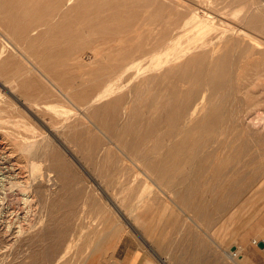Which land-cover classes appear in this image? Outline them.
Returning a JSON list of instances; mask_svg holds the SVG:
<instances>
[{"label": "bare ground", "instance_id": "bare-ground-1", "mask_svg": "<svg viewBox=\"0 0 264 264\" xmlns=\"http://www.w3.org/2000/svg\"><path fill=\"white\" fill-rule=\"evenodd\" d=\"M222 1L224 0H0V75L6 77V82H0L46 127L45 131H34V136H37L34 141L38 144H32L33 149L38 148L35 150L42 151V155L51 160L56 170L54 177L48 176L49 186L54 185L52 188L55 189L46 205L56 206L60 201L69 202L73 197L67 193L70 190L69 180L65 177V162L51 151H44L49 148L50 143L58 140L55 128L69 142L101 143L104 140L103 143L115 145L116 150L122 154H116L112 145L99 149L96 165L101 176L111 173L110 165L114 157L120 161L123 154L131 157L136 166L143 170L145 176L140 184L123 186L120 190L122 194L116 196L118 198L115 201L112 200L113 204H118L123 210L124 205H128V210L134 209L135 204L144 208L136 214L131 212L133 219L127 221L133 226L141 224L146 228V211L151 203V194H147V191L167 192L175 204L189 209L191 199L185 201L189 197L184 195L185 189L216 194L223 187L229 186L226 183L218 188L208 182L196 184V181L201 176L200 173L205 171L203 160L215 159L234 143H242L245 137L256 145L264 143V114L250 113L251 108H264V81L254 79L264 74V67L248 62L234 64L232 53L239 46L244 50L262 48L263 41L248 29L264 32V15L258 1L249 3L247 0H229L226 4ZM44 3L46 7H43ZM229 4L231 7H227ZM44 12L53 14L44 18ZM80 19H85V25L79 26ZM100 33L108 36L102 42L118 37L120 46L113 50L114 47L111 48L109 44L99 45L101 41L94 43L96 38H92L93 35ZM127 33L128 39L125 37ZM28 41L31 42L30 45ZM45 41H51L53 47H49V44L45 46ZM91 46L93 53L85 60L83 50ZM67 59L82 61L89 68L87 71L93 74L92 80L99 84L102 82V87L91 93L94 89L82 91L74 86L75 82L74 85L69 83L64 70L58 69L66 64ZM17 64H24V69H18ZM249 76L253 78H245ZM36 77L40 82L45 80L42 83L48 88L52 85L51 88L59 95V99H64L67 103L78 102L76 104L79 110L73 114L65 108L67 104H62L64 102L45 100V104L37 106L63 113V118L58 121L59 125H55L56 122L53 121L55 128L46 125L45 116L40 118L39 111L31 110L22 99H31L28 88L33 84L29 82H32V78L36 80ZM89 78L90 76L88 80ZM37 85L39 87L40 84ZM15 92L22 93L23 97L21 94L15 95ZM49 94L54 93L49 91ZM36 96L40 98V95ZM241 97L244 101L237 102ZM36 98L32 99L40 104ZM230 123L232 127L229 128ZM84 130L87 132L84 133ZM32 146L28 147L30 151ZM213 166L212 164L211 167ZM214 168L217 171L220 166ZM40 170L37 165L35 174L39 176ZM207 170L210 171V168ZM243 183L237 179L230 181V185H235L238 189H242ZM229 200L228 197L215 198L212 205L222 207ZM199 206L201 207L200 203ZM198 216H188V220L201 225L204 220ZM105 217L108 223L119 224L110 229L109 235L115 238L126 230L124 222L115 217L111 210L106 209ZM5 226L0 225V244L5 241L2 237L4 230L8 229H3ZM10 228L11 226L9 231ZM31 229L32 227L20 232L18 228L15 239H28L32 249L22 257L15 255L10 258L0 248V264H38L40 255L35 247L37 238L29 236ZM96 235L101 239L100 231ZM221 238L214 239L216 247L233 264H241L243 258L239 253L240 248H226L225 238ZM98 249H95L96 256L99 255ZM44 254L46 257L47 254Z\"/></svg>", "mask_w": 264, "mask_h": 264}, {"label": "rangeland", "instance_id": "rangeland-1", "mask_svg": "<svg viewBox=\"0 0 264 264\" xmlns=\"http://www.w3.org/2000/svg\"><path fill=\"white\" fill-rule=\"evenodd\" d=\"M228 1L229 0H224L222 3L226 4ZM247 1L249 3L258 1L261 10H263L262 15H264V0ZM45 5L44 3L43 7L47 6ZM227 7H231V5L229 4ZM44 13V18H46V15L49 17L53 14ZM78 24L79 26L85 25V19L78 20ZM248 30L254 34L256 33L263 41L261 45L262 48L252 47V49L244 50L239 46L233 49V63L247 64L248 62V64H260L262 65L261 68H263L264 32L261 30ZM128 35V33L125 34L126 39L129 38ZM106 37L108 36L100 33L93 35L92 38H96L93 41L97 43L102 39L106 40ZM117 39L118 37L116 39H110L105 43L102 42V40L99 45L109 44L111 48L114 47L112 48L113 50H116L120 46L119 39ZM49 42L45 41V46L49 44V47H53V43H51V41ZM28 44L30 45L31 42L28 41ZM28 44L27 46L30 47ZM92 46L83 50L86 52L83 53V56H85L83 58L85 60L93 53L91 49ZM257 48H259L260 51L259 49L257 50ZM20 65H22V67ZM23 65L24 64H19L18 69H24L25 65ZM71 65L73 66L71 67ZM58 66H60V64ZM72 68L74 69L72 70ZM58 69L59 71L63 69L65 78H67L66 76L69 78L66 80L69 81V83L72 82V85L76 83L74 86H78L77 88L82 89V91L83 89L90 88V90L94 89L91 91V93H94L103 85L102 82L99 84L92 80V77H94L93 74L91 73V75L90 72H88L89 68L82 64V61L74 62L73 59H67L66 64ZM84 71L86 73H84ZM3 75L5 76V73ZM87 75L90 76L89 80V76ZM79 76L82 77V80H80ZM259 76L254 77V79L264 81V74ZM71 78H74V80H71ZM245 78L252 79L253 77L249 76ZM34 79L35 78H32V80H30L32 82H29V84H33V86L30 87L31 89L28 88L31 93L29 97L32 95L31 99H25L20 92H15V95L21 94V97H23L22 99L25 100V104H28L31 110L39 111L38 116L40 118L45 116L46 125L54 126L53 128H55V125L60 124L58 121L63 118V113H55L53 110L37 107L41 104H45V100L64 102L62 104H67L65 108L72 114L79 110L76 104L78 103L77 101H75V103H67L64 99H59V95L51 88L52 85L48 88L46 84L42 83L45 80H41L42 82H40L38 77H36V80ZM86 79L89 82L85 81ZM5 80L6 77H3L1 74L0 81L6 82ZM33 81H38V83H33ZM1 82L0 225H6L3 229L8 228L4 230V234L2 233V237L5 241L0 244V248H2L3 254L8 257L10 256V258L15 255H20L22 257L27 254V251L32 247L29 240L26 239V241L24 238L22 240H17L15 237L17 232L32 227L28 234L29 236L31 235V237L35 236L33 239L37 238L35 247H37L40 255L38 264H233L229 257L223 255L222 250L216 247L214 243V239L219 240L221 237V240L225 238L226 248L229 249L230 246L233 248L238 246L240 248L239 253H241L240 256L243 258L241 264H264V245L262 246L260 244L261 240L264 239V143H258L256 145L255 143H251L249 138L245 137L242 143H234V145L228 150L221 152L215 159L207 158L203 160L205 171H202V174L200 173L201 176L197 179L196 184L203 185L208 182L219 188L221 185L227 183L229 186L223 187L222 189L220 188L221 190L216 194L204 190H195L194 192L189 189H187V191L185 189V192L182 190L184 195H187L186 197L189 195L188 199L185 201L188 202L189 199H191L189 201L191 205L189 209L182 208L175 204L171 197L168 196L167 192L152 193V191H147V194H151V203L149 209L146 211L147 224L144 229L141 224L133 226L127 221L128 219H133L134 212V214H136V212L143 211L144 208L135 204L134 206L136 207H134V209L129 208L128 210L126 209L128 205H124L123 207L125 210H123L118 204L116 205L112 202V200L115 201L116 198H118L116 196L122 194L120 190L123 186H133L141 183L145 176L143 170L136 166L131 157L123 154L121 160L117 161L114 155V161H112L110 165L111 173L101 176L96 165L97 156L100 153L99 149L101 148L100 150H103L102 148H104V146L112 145L113 148H115L116 154L118 152L122 154L119 150H116L115 145L113 143H103L104 140H101V143L69 142L56 128L54 132L58 140L56 143H50L48 146L49 148L44 149V151H51L65 162L64 165L67 166L65 177L69 180L70 190L67 193L68 196L73 197L69 202L68 200L60 201L56 206L46 205V201L50 198V194L52 196V191L55 189L52 188L54 185L49 186L48 178L50 176L51 178L54 177L56 175V170L53 164H51V160L42 155V151L35 150L38 149L35 147L33 149V146H35L34 144H38L37 141H34V137L37 136H34L33 133H37V130L45 131L46 127L41 123L40 119L35 115L33 116L27 107L25 108L24 105H21L15 96L13 97V94L7 91ZM36 83L40 84L39 87H37L38 85ZM41 88H43V90ZM46 89L50 90L47 91ZM49 91L54 94L50 95ZM4 95L5 97H3ZM36 95H40V98ZM6 98L8 99L5 100ZM32 98L39 99L40 104H37ZM12 101H14L13 104ZM236 101L242 103L244 98L241 97ZM35 104L36 107L34 106ZM257 112H262V114H264V108H251L250 110L251 115H256ZM53 121L56 122V124L54 122L55 125ZM232 121L236 123V121ZM29 125H31V127ZM230 127H232V123L229 124V128ZM4 131H6V133ZM83 132L86 133L87 130ZM59 133L60 135L58 136ZM28 139H32L30 140L31 143ZM32 141L34 143H32ZM23 145H25V148H23ZM27 146H32L31 151ZM36 147H38V145ZM35 163L36 165H34ZM212 164L214 165L213 167H211ZM37 165H39L41 169L40 173H38L39 176L35 174ZM217 165H219L220 168L216 171L214 167L217 168ZM207 168H210V171H208ZM232 179L242 180V182H244L242 189H238L235 185H230ZM225 197L230 199L226 205L222 207H215L212 205L215 198L221 199ZM51 198L53 199V197ZM41 208L43 210H41ZM106 209L111 210L113 215L122 220L124 222L123 224H125L126 230L120 233L118 237L114 238L109 235L110 229L112 227H118L119 224L108 223L105 217ZM13 210L16 213L19 212L14 214ZM131 212L133 213L131 214ZM198 215L204 220L201 225L188 220V216L198 218ZM35 222L38 224L36 223L35 225ZM9 225L11 226L10 231ZM44 227L46 229L45 231L43 229ZM34 229L37 230L34 231ZM224 229L226 231H224ZM11 231L15 235L11 233ZM97 231L101 232V239L99 235H96ZM33 232L36 235H33ZM222 234L224 236H222ZM225 234L228 235L226 236ZM88 240L90 241L87 243L86 241ZM95 249L99 251L98 256H96L97 252H95ZM2 250L0 249V252H2ZM44 253L47 254L46 257Z\"/></svg>", "mask_w": 264, "mask_h": 264}, {"label": "water", "instance_id": "water-1", "mask_svg": "<svg viewBox=\"0 0 264 264\" xmlns=\"http://www.w3.org/2000/svg\"><path fill=\"white\" fill-rule=\"evenodd\" d=\"M260 244L263 246L264 245V241H261Z\"/></svg>", "mask_w": 264, "mask_h": 264}, {"label": "crops", "instance_id": "crops-1", "mask_svg": "<svg viewBox=\"0 0 264 264\" xmlns=\"http://www.w3.org/2000/svg\"><path fill=\"white\" fill-rule=\"evenodd\" d=\"M261 241H264V239H263V240H261Z\"/></svg>", "mask_w": 264, "mask_h": 264}]
</instances>
